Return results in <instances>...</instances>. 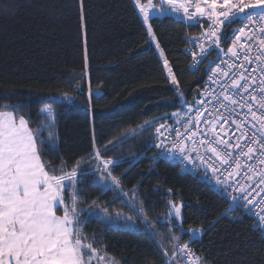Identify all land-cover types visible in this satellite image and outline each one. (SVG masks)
Segmentation results:
<instances>
[{"label": "trees", "instance_id": "trees-1", "mask_svg": "<svg viewBox=\"0 0 264 264\" xmlns=\"http://www.w3.org/2000/svg\"><path fill=\"white\" fill-rule=\"evenodd\" d=\"M84 15L81 28L78 0H0V104H18L34 133L44 123L41 109L52 110L53 126L42 132L45 139L54 134L56 149L42 156L54 165L63 159L71 168L83 156L84 171L95 169L99 161L88 159L95 137L103 158L117 162L112 172L121 188L131 192L135 186L137 208L143 201L154 227L153 233L141 219L132 229L88 217L83 231L90 239L95 234L96 246L121 264H163L157 241L172 251L162 222L171 200L183 204V220L173 228L178 244L189 240V230L203 229L191 246L204 264H264V232L254 228L253 217L229 209L228 198L197 177L182 176L156 147L158 123L187 108L184 101L190 105L200 97L205 64L190 68L185 48L207 23L189 24L169 13L150 20L180 80L181 100L134 0H84ZM145 121L153 123L141 129ZM98 174L86 175L77 186L78 207L98 205L133 216L124 203L128 197L116 198L118 188L102 189L95 183Z\"/></svg>", "mask_w": 264, "mask_h": 264}, {"label": "snow or ice", "instance_id": "snow-or-ice-1", "mask_svg": "<svg viewBox=\"0 0 264 264\" xmlns=\"http://www.w3.org/2000/svg\"><path fill=\"white\" fill-rule=\"evenodd\" d=\"M78 3L83 28L86 19L84 0H78ZM134 4L151 41H156L150 23L153 16L182 11L189 21L199 22L206 18L207 27L199 38H194L201 42L197 44L199 53L192 52L190 68L196 69L206 60L213 47L229 57L228 60L221 59L211 69L208 81L217 88H206L199 93L202 98L190 105L184 101L186 119L176 121L180 127L160 124L155 130L156 137L159 140L165 131L174 135L173 147L184 154V159L199 160L205 169V179H208L210 170L216 185L222 186L221 194L231 201L229 209L242 207L247 214L259 208L253 215L264 230V196L255 199L264 193V0H159V5L153 4V0H147V4L134 0ZM236 22H239L238 27L229 37L224 29ZM228 39L232 41L231 46L224 51L221 42ZM156 47L160 49L158 42ZM160 55L163 57V49H160ZM84 63L87 67L86 47ZM163 66L167 80L183 100L180 80L166 58ZM192 112L195 115L189 116L188 113ZM41 114L44 123L34 133L18 104H0V264H121L115 257L102 252L96 246L95 234L90 239L82 227L88 217L95 216L111 224L121 218V213L112 216L104 207L82 218L84 209L78 207L80 192L77 186L86 175L100 173L96 183L102 189L118 188L120 193L116 198L128 197L124 203L134 215L123 217L124 227L131 228L136 219H141L143 226L154 233L153 222L144 212L143 201H139L137 211L135 186L131 192L121 188L120 177L112 172L117 162L103 158L96 147L95 137L88 159L99 163L89 172L84 171L87 163L83 156L76 159L71 168L63 159L59 165L43 159L44 151L56 149L54 134L50 131L45 139L42 132L45 126H53L55 117L46 109H41ZM179 115L173 113V116ZM152 123L145 121L139 127L143 129ZM163 146L164 141L156 145L158 148ZM192 153L196 156L193 157ZM165 154L172 155V152L165 148ZM241 174L247 183L241 184L236 179ZM229 188L237 194L232 195ZM168 203L166 220L171 223L173 216L180 220L181 206L171 200ZM202 231L189 230V240L182 245L174 244L171 252L162 241H157L163 264H204L190 246L193 237ZM172 239L178 241L180 237L173 236Z\"/></svg>", "mask_w": 264, "mask_h": 264}, {"label": "built area", "instance_id": "built-area-1", "mask_svg": "<svg viewBox=\"0 0 264 264\" xmlns=\"http://www.w3.org/2000/svg\"><path fill=\"white\" fill-rule=\"evenodd\" d=\"M171 15L173 17H175L177 19H181V20H183V21H185V22H187L189 24H195V23L201 24L204 21L207 23L206 18L200 19L199 22H197V21H189L186 17H184L182 11L180 13H173L172 12ZM238 24H239V22H236V23H233L231 25V26H233L231 28V31L229 33L227 32V35L229 37H231V35H232V30L235 29L236 27H238ZM227 28L228 27H226L224 29L225 32H226ZM199 37H200V34L197 35V36L192 37L188 41V43L186 45V48H185V52L191 57V64L193 63L192 52L195 51V52L199 53V47H197V44L200 43L201 41L198 40V39H194V38H199ZM231 42H232L231 39H228L227 41H222L221 42V48H223L224 51H226L227 48L229 46H231ZM221 59L228 60L229 57L222 55L220 53L219 49H216L215 47H213L210 50V55L208 56V58L206 60H204L200 65L197 66L196 69H199L201 67V65L205 64V69H206V77H205L204 84H203V87L201 89V92L204 91L206 88L208 90L217 88V85H213V84H211L210 81H208V77L211 74V69L215 68V66L220 63ZM196 69H194V70H196ZM201 98L202 97L200 96L199 99H201ZM209 108H211V105H209ZM186 112H187V108H184V109L178 111L177 113L180 114L179 117L172 116L171 119H168V120H165V121H162V122L158 123L156 128L159 127L160 124L175 125L177 128H179L180 125L177 124L176 121H177V119H180V118L186 119V117L184 116V114ZM188 115L189 116H193V115H195V112L188 113ZM205 115H207V113ZM209 119H211V117H209ZM225 127H227V125ZM162 131H164V130L162 129ZM155 136H156V131H155ZM165 137H167L166 140H165ZM174 139H175L174 135H169V133L167 131L164 132V136L160 137L159 140L156 137L157 144L160 143L161 141H164V146L159 148V150H160L159 157L161 159L165 160V161H170V162L176 163L179 166V168H180V174L182 176L197 177L200 181H202L204 183H207L213 190L222 193V186L216 185L215 178L212 177L211 171L208 170V172H207L208 179H205V174H206L205 173V169L202 166H200L199 160L189 161V160L184 159V154H181L180 152H178L173 147V140ZM165 148L170 149L171 152H172V155H166L165 154ZM201 153H203V148H201ZM192 155H193V157H195L196 153H192ZM194 165H196V166L194 167ZM218 175H219V173H218ZM221 179H223V176H221ZM236 179L240 180L241 184L247 183V181L245 179H243V174H241L240 177H236ZM228 191L232 192V195H236L237 194L232 188H229ZM261 196H264V193H261L260 196H255V199L259 200ZM229 202L231 203L230 200H229ZM236 209H241V210L245 211L242 207H235V206H233V208L231 210H236ZM259 210H260L259 208H255V209H253V211H248L247 213L249 215H251L253 217V219H254V228L262 230L259 227L255 216L253 215L254 211H259ZM262 231L264 232V230H262ZM191 248L193 249L192 246H191ZM193 251H194V249H193ZM195 254H196V252H195ZM196 256H198V255L196 254Z\"/></svg>", "mask_w": 264, "mask_h": 264}, {"label": "rangeland", "instance_id": "rangeland-1", "mask_svg": "<svg viewBox=\"0 0 264 264\" xmlns=\"http://www.w3.org/2000/svg\"><path fill=\"white\" fill-rule=\"evenodd\" d=\"M155 1H156V0H153V4H156ZM141 2L147 4V0H141ZM162 16H163V15H162ZM150 40H151V39H150ZM151 42H152L153 46L155 47V49H156V51H157V53H158L160 59L162 60V62H163L164 58L167 59L164 50H163V54H164L163 57L160 55V49H162V47L160 46V49H158V48L156 47V43L158 42L157 39H156V41H151ZM158 43H159V42H158ZM159 45H160V44H159ZM167 60H168V59H167ZM180 99H181V98H180ZM44 109H46V110H50V111L52 112V110H51L49 107H44ZM52 113H53V112H52ZM99 175H100V173L97 175V178H96V180H95V183H96V181H97ZM109 183H110V181H109ZM177 205H180V206H181V219H180V220L176 219L175 216H173V217L171 218V223H169V222L166 220V217L162 219V222L165 224V227H166V229H167V231H168V232H167V235L170 237L169 241L171 240L173 245H174V244H178V241L172 239L173 236H177V235L174 233V231H173V228H174V227H172V225L175 224V225L178 227L177 223H181L182 220H183V214H182L183 204H182V203H179V204H177ZM102 208H104V207H101V206H98V205H97V206H94V207H92V208H90V209H88V208L84 209V212H86V213H94V212L99 211V210L102 209ZM137 211H139V208H137ZM109 213H110L112 216H115V214L118 213V212H115V213H111V212H109ZM119 213H120V212H119ZM82 214H83V213H82ZM124 216H132V215L121 214V218H120L118 221H115V222L111 223V225H114V226H116V225H124V219H123ZM91 217H92V218H96L95 216H91ZM141 221H142V220H141ZM142 223H143V221H142ZM109 224H110V223H109ZM131 228H132V229H138V228H139V225L137 224V221H136V220H135V224H134V226L131 227ZM198 233H199V232H198ZM179 244L182 245L183 243H179ZM109 256H110V255H109ZM111 257H112V256H111ZM178 259H179V257H178Z\"/></svg>", "mask_w": 264, "mask_h": 264}, {"label": "crops", "instance_id": "crops-1", "mask_svg": "<svg viewBox=\"0 0 264 264\" xmlns=\"http://www.w3.org/2000/svg\"><path fill=\"white\" fill-rule=\"evenodd\" d=\"M157 1H158V2H155V3H156L155 5H159V0H157ZM168 13H169L170 15L172 14L171 11H168V12H166L164 15H166V14H168Z\"/></svg>", "mask_w": 264, "mask_h": 264}]
</instances>
